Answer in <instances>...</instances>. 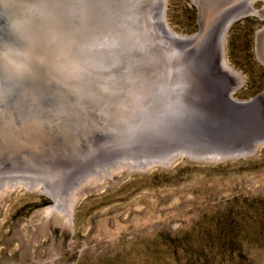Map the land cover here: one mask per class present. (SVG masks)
<instances>
[{"label":"rangeland","instance_id":"1","mask_svg":"<svg viewBox=\"0 0 264 264\" xmlns=\"http://www.w3.org/2000/svg\"><path fill=\"white\" fill-rule=\"evenodd\" d=\"M161 11L163 26L176 35L192 36L200 28L195 0H163ZM145 37L134 50L137 61L146 60L148 68L157 63L163 79L168 55L160 53V41ZM221 41L223 64L239 79L230 97L263 95L264 1L252 0L250 11L228 23ZM162 83L147 93L155 94L154 102L150 97L140 103L141 116L120 99L127 123L106 129L120 139L103 148L96 147L97 138L92 146L49 143L46 149L40 143L41 156L27 151L23 138L16 150L4 146L0 179L41 183L0 190V264H264V142L219 161L180 156L162 164L138 153L155 141L150 120L164 117L163 108L176 99V81L165 90ZM111 90L121 95L112 83ZM113 127L125 132L117 135ZM54 193L64 194V202L51 213Z\"/></svg>","mask_w":264,"mask_h":264},{"label":"bare ground","instance_id":"2","mask_svg":"<svg viewBox=\"0 0 264 264\" xmlns=\"http://www.w3.org/2000/svg\"><path fill=\"white\" fill-rule=\"evenodd\" d=\"M195 1L200 28L192 36H181L153 21L156 6L152 1L144 10L124 15V11H133L134 0H0V157L4 146L18 149L21 136L28 142L26 150L37 156L43 154L41 142L46 149L49 143L60 148L92 146L91 140L107 134L103 126L120 122V99L141 116L144 110L140 103L150 99L147 93L155 91L156 83L162 81L164 90L168 82L176 81L173 97L188 96L200 105L194 107L195 115L184 120H223L224 124L218 121L208 127L231 141L230 148L226 143L224 149L252 151L259 139L264 140V94L253 97L254 104L239 107L221 102L220 96H231L239 79L224 66L219 50L223 34L220 25L226 17L250 11L252 0ZM228 2L231 8L225 7ZM144 32L154 42L160 41V53L168 55L163 79L157 63L148 68L146 60L137 61L134 50L141 45L138 42L144 39ZM111 36L123 42L120 50L108 41ZM89 68L99 69L115 87L120 84L122 97L108 89L111 83L92 76ZM207 95H215L211 97L213 105L203 103ZM151 101H155V94ZM40 183L1 177L0 190L5 185L22 184L36 188ZM43 187H48L46 182ZM49 196L54 203L49 211L62 208L64 194Z\"/></svg>","mask_w":264,"mask_h":264},{"label":"water","instance_id":"3","mask_svg":"<svg viewBox=\"0 0 264 264\" xmlns=\"http://www.w3.org/2000/svg\"><path fill=\"white\" fill-rule=\"evenodd\" d=\"M153 3L154 6H156L155 10V18H153V21L160 22L162 27V16H161V10H162V2L163 0H150L149 2ZM148 0H134L133 4V11H124V15H132L134 10H144L145 6L149 4ZM231 8V7H230ZM233 8V7H232ZM224 11V10H223ZM122 13V14H123ZM227 13V11H226ZM241 14H237L231 17H226V20L222 22L220 25V29L222 32H224L226 26L229 22L234 20L236 17H238ZM224 18V12L222 14V18ZM220 19V20H221ZM219 23V22H218ZM217 23V24H218ZM145 38H148L150 40V37L146 35L144 32ZM108 41L115 43L116 39L111 37H107ZM116 47L117 50L118 47L115 45H112ZM92 71L93 68H89V71ZM96 72V73H95ZM92 76H95L98 78V80H103L105 82L111 83V78H108L107 76H102V72H99V69H96L92 72H89ZM103 77V78H102ZM102 81V82H103ZM107 87V85H105ZM118 89L122 88V86H118ZM111 88V85L108 87V89ZM215 95H211L212 98H214ZM185 99H178L176 97L175 100L172 102H169L165 108H163V116L160 117V120H150V132L154 136L155 141L147 143V146L143 147L144 149L138 153H142V155H150L151 160L154 162H160L162 164H168L172 162L174 159L185 156L189 159L198 160V161H219L224 159H231L235 158L239 155H244L247 153H250L252 151L246 152V153H234L233 150H227L224 149L223 145H226V143H229L228 148L231 146V141L226 137L223 138V136H218L215 134L214 130H212L210 127L212 125H216L219 121L220 123L223 122V120H204V117H201L199 120H184L187 116H190L191 114L195 115V112H193L194 107L198 108L196 105V102L192 99H189L188 96H184ZM209 95H207L206 99L203 101L204 104L210 103V105H213L215 102L211 99ZM221 102L227 101L229 104L235 105L236 107H239L240 105H244L245 103L254 104L253 97L247 100H235L231 98L227 94H223L220 96ZM255 98H257L255 96ZM255 100V99H254ZM178 101L180 103H178ZM120 111L126 106L124 104L120 103ZM189 113V115L187 114ZM206 115V114H205ZM218 116H216L217 118ZM163 118V119H161ZM222 118V117H221ZM170 119V120H169ZM176 119V120H175ZM101 122V120H99ZM120 123L125 125L127 122L126 120H119ZM145 123L146 122L145 120ZM216 123V124H214ZM224 124V122H223ZM210 126V127H208ZM111 125L104 126V129H109ZM114 128V129H113ZM111 130L115 131L117 135H121L124 133V130L119 129V127H113ZM138 132H144L142 130H139ZM113 137V140H109L106 136ZM22 138V137H21ZM96 139V138H95ZM120 138L115 136H112L111 134H105L100 135L97 137V145L96 147H104L112 144L113 142L118 141ZM264 142V140H258L257 145L259 143ZM43 144V142H41ZM148 145H153L152 147H149ZM255 145V144H254ZM227 150V151H226ZM253 150V149H252ZM139 155V154H138ZM141 155V156H142ZM122 157L129 158L130 156L123 155ZM140 157V156H138ZM144 157V156H143ZM168 157L170 158V161L166 162L165 159Z\"/></svg>","mask_w":264,"mask_h":264}]
</instances>
